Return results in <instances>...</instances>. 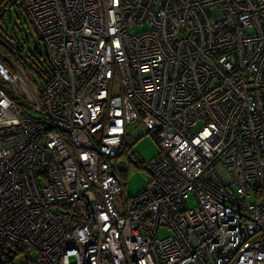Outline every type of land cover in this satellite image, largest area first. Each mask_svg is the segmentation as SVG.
I'll list each match as a JSON object with an SVG mask.
<instances>
[{"label":"built area","instance_id":"obj_1","mask_svg":"<svg viewBox=\"0 0 264 264\" xmlns=\"http://www.w3.org/2000/svg\"><path fill=\"white\" fill-rule=\"evenodd\" d=\"M20 4L52 70L0 60L28 103L0 85V264H264V0ZM136 118L159 150L126 195Z\"/></svg>","mask_w":264,"mask_h":264},{"label":"rangeland","instance_id":"obj_2","mask_svg":"<svg viewBox=\"0 0 264 264\" xmlns=\"http://www.w3.org/2000/svg\"><path fill=\"white\" fill-rule=\"evenodd\" d=\"M2 4L3 3L0 2V7ZM21 7L16 3L9 5L4 20L0 19V32L10 35L13 39H21L25 31H28V28L32 31L33 35L36 36L32 24L28 20V16ZM17 71V69L14 70V73H17L16 81L19 83L23 73ZM0 84L8 88L14 95L19 94L13 82L4 79L1 73ZM21 92L24 94L23 91ZM126 132L127 147L122 152L111 156L109 159L114 169L119 174L124 193L127 195L135 193L146 183L148 174L143 164L153 158L158 152L159 143L156 137L145 128L139 118L132 119L126 123ZM131 151H135L142 161H133L130 156ZM184 198L190 206L196 203L193 192H187ZM169 231L170 227L167 225H161L158 230L160 235ZM25 260L26 256L23 251L17 252L12 258V261L16 264H23Z\"/></svg>","mask_w":264,"mask_h":264},{"label":"trees","instance_id":"obj_3","mask_svg":"<svg viewBox=\"0 0 264 264\" xmlns=\"http://www.w3.org/2000/svg\"><path fill=\"white\" fill-rule=\"evenodd\" d=\"M0 2L3 3L0 7V19L2 20L5 18L9 5L16 3L21 7L20 0H0ZM28 20L32 24L36 36L33 35L29 28L21 39H13L10 35L0 32V60L11 71L15 69L16 64L21 65L36 82L40 83L51 74L52 66L47 56L45 45L29 16ZM7 90L21 105H28L27 100L21 93L14 95L8 88Z\"/></svg>","mask_w":264,"mask_h":264},{"label":"bare ground","instance_id":"obj_4","mask_svg":"<svg viewBox=\"0 0 264 264\" xmlns=\"http://www.w3.org/2000/svg\"><path fill=\"white\" fill-rule=\"evenodd\" d=\"M19 72V71H18ZM20 76H21V74H20ZM22 77H23V75H22ZM22 79V78H21ZM13 80L15 81V77L13 76Z\"/></svg>","mask_w":264,"mask_h":264},{"label":"water","instance_id":"obj_5","mask_svg":"<svg viewBox=\"0 0 264 264\" xmlns=\"http://www.w3.org/2000/svg\"><path fill=\"white\" fill-rule=\"evenodd\" d=\"M133 161H135V159L132 157ZM10 255H12V253L10 252Z\"/></svg>","mask_w":264,"mask_h":264},{"label":"clouds","instance_id":"obj_6","mask_svg":"<svg viewBox=\"0 0 264 264\" xmlns=\"http://www.w3.org/2000/svg\"><path fill=\"white\" fill-rule=\"evenodd\" d=\"M131 156V155H130ZM132 157V156H131ZM135 159V158H134Z\"/></svg>","mask_w":264,"mask_h":264}]
</instances>
